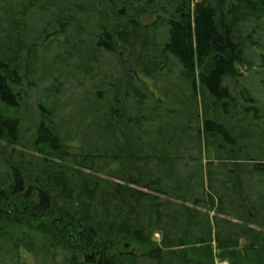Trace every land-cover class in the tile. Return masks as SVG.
I'll return each instance as SVG.
<instances>
[{"label":"trees","instance_id":"1","mask_svg":"<svg viewBox=\"0 0 264 264\" xmlns=\"http://www.w3.org/2000/svg\"><path fill=\"white\" fill-rule=\"evenodd\" d=\"M0 11V102L13 107L0 103V242L8 252L19 257L22 246L62 264H129L120 259L128 244L136 248L130 264H217L215 249L221 263L264 264V190L253 196L248 188L256 176L264 184L254 163L264 162V131L252 124L253 100L231 90L264 28V0H0ZM49 12L43 25L37 17ZM87 12L99 20L94 44L84 41ZM52 43L89 49L91 63L102 51L117 57L119 74L100 84L108 97L91 94L96 104H86L78 143L59 134L41 104L27 140L20 135L27 98L20 87L34 49L44 53ZM259 57L264 64V51ZM79 67L84 77L92 72ZM165 73L176 82L155 101L138 75L158 90ZM239 99L250 103L246 114ZM242 122L250 131L236 134ZM209 151L213 160H203Z\"/></svg>","mask_w":264,"mask_h":264},{"label":"rangeland","instance_id":"2","mask_svg":"<svg viewBox=\"0 0 264 264\" xmlns=\"http://www.w3.org/2000/svg\"><path fill=\"white\" fill-rule=\"evenodd\" d=\"M84 8H88L86 9L87 11L91 10L90 5H86ZM49 14L50 12L46 13L45 15H40L37 17V19L42 18V22H44L43 25L46 23L50 24L52 15ZM0 18L6 19L5 15L1 11ZM80 19L82 24H84V27L87 28V33H89L84 41L88 43H95L96 38L94 35H97V30L96 27L93 28L91 27V25L97 24L99 20H97V18L94 19L91 14H89V12L83 15ZM101 20L103 21L102 18ZM150 20L151 19H147L145 21L150 22ZM41 23H38V21L37 24L33 22L30 28L33 32H36L39 27L38 24L41 25ZM3 25L0 27V29L4 28L5 25ZM246 27L247 28L245 29H248V31L250 32L252 26L246 25ZM3 34L4 30H0V39L3 37ZM163 34L164 30H161L159 32V36H162ZM254 36L257 44H255V47L247 50V52L245 53V61L243 65L238 69V72H240L241 74V79L235 84H233L231 81L232 85H230L233 94L236 93L240 95L241 92L243 98L246 97L253 100V102L255 103L254 107L256 109L249 111L250 113L255 114L254 118L252 119V124L261 125V131H264V64L259 57V53L264 51V28H262L261 31H258V33ZM63 39L64 37L61 38V41ZM163 39L164 38L162 37L161 41ZM2 40L3 38L0 40V44L2 43ZM64 50L65 48H60L58 43L49 44V48H47L44 53L38 51L37 49H34L36 60L34 63L32 62V64L28 66V79L24 80L20 87L23 92L27 93V98L24 102H22L21 109L19 110L18 115L21 120L20 135L24 140L26 139V134L28 135V130H30L33 125H35L39 120V104H41L42 106L46 105V107L49 108L52 113L54 124L62 137H67L69 140L75 139L77 137V135L75 134L76 130L78 131V137H80V139L81 137H85V133L81 135L83 132H85V127L83 126V123L80 124V121L83 111H87L86 104L89 105L88 102H90L91 100H93V102L96 104L95 100L91 97V94L96 90H99L102 92L103 98L108 97V91L104 88L103 85L100 84H103L105 82L109 83L111 79H116L119 74V70L115 64L117 57L109 55L104 51L98 52L96 54L95 62L91 63L90 61H88V59L91 58V53L88 51L89 49L81 47V45L79 46L78 50H75V53L71 50V52L69 50L68 52H65L66 50ZM68 53L69 56L66 55ZM78 56H83L84 60H80ZM56 58H59L60 63L62 62L59 68L57 63H55ZM65 59L68 60L64 61ZM109 61H111L109 64L110 67H108V65H103L104 63H107ZM64 63H67L66 67L64 66ZM84 63L85 67H83V69L87 70L92 68V72L87 73V77H84V75H82L80 72L79 66L84 65ZM96 64L99 65L97 66ZM25 72L26 68H22L21 73L19 74L25 75ZM171 75L177 76V72L174 71L170 74V76ZM170 76H166L165 73L163 75L165 81L162 80L163 77H161V80H157L155 87L158 90L154 88L153 82L148 78L144 77L141 74L138 75V78L142 83L145 84V87L147 88L146 90L148 91L146 92V94L149 93V95L152 97L151 99L157 101L162 98L159 91L167 95L168 93H170V84L173 85L174 82H176L172 81L173 78ZM166 81L169 83L168 85L165 84ZM163 86L164 91L163 89L161 90ZM177 94L178 93L176 91H172V96H177ZM85 100H87V102ZM145 102L147 107H150L149 104L153 105L148 97L146 98ZM238 102L240 106L239 111L243 114H246L247 112L245 111V109L250 107V103L245 102L241 99H239ZM0 103L1 105L6 106L7 111L13 113L12 106L2 102ZM202 104L203 103L201 100V95L198 94L196 96L195 103V111L198 114L202 112ZM231 125L232 126H230L229 128L226 125V129L231 135L235 136V134H233L234 131H232L233 124ZM249 125H251L250 122L247 126L246 123L244 124V122H242L241 127L236 126V134L242 133V135H244L246 131H250L248 129L250 128ZM91 127L92 126L90 124V119H88L87 128L90 129ZM74 134L76 137L74 136ZM252 134L254 135V138H251V142L255 143L257 135V131L255 128ZM190 135L193 137L195 136L194 133H190ZM73 142L78 143L77 138ZM1 146L3 145L1 144ZM80 146V144H77V147ZM212 152L209 151L207 152V154L203 152V154L205 155L203 156V160L206 158L209 160H213L214 152ZM261 158H259V160H256L254 163L257 165H263L264 167V162L261 161ZM258 167L260 168L261 166ZM258 179L259 177L256 176L248 186L249 189H254V192H252L253 196L259 194L261 190H264V184L261 185L256 183ZM262 179V183H264V178ZM8 204H13V200L10 199L8 201ZM210 216H212V213L210 214ZM159 239V234L156 233L153 235L154 242L158 243ZM26 240H28V237H26ZM7 245L2 241L0 242V264H62V258L60 256H55L54 258H52L50 254L39 253L36 251H34L32 254H25L22 251L24 249L22 246L17 248L16 253L19 257H16L12 253L8 252L9 244ZM124 246L127 250L120 251V259L125 263L130 264L129 256L134 254L136 248H130L128 244H125ZM242 246L243 242H241V247ZM213 252L215 255V263L227 264V262L221 263L217 260L218 251L216 249Z\"/></svg>","mask_w":264,"mask_h":264}]
</instances>
